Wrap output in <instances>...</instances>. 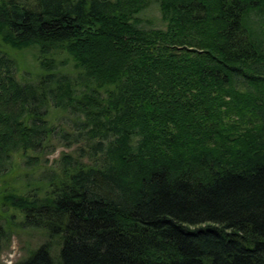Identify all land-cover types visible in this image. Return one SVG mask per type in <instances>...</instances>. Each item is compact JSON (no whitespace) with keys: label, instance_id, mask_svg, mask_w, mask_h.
Listing matches in <instances>:
<instances>
[{"label":"trees","instance_id":"obj_1","mask_svg":"<svg viewBox=\"0 0 264 264\" xmlns=\"http://www.w3.org/2000/svg\"><path fill=\"white\" fill-rule=\"evenodd\" d=\"M157 2L164 28L152 0H0V176L80 145L44 197H3L62 244L16 264H264V0ZM5 48L38 51L36 81Z\"/></svg>","mask_w":264,"mask_h":264},{"label":"rangeland","instance_id":"obj_2","mask_svg":"<svg viewBox=\"0 0 264 264\" xmlns=\"http://www.w3.org/2000/svg\"><path fill=\"white\" fill-rule=\"evenodd\" d=\"M140 20L145 28L165 27L157 0H152L151 5L140 15ZM5 54L14 65L16 64L18 80L36 81L42 74L38 51L32 49L16 52L5 48L2 49L1 55ZM71 68L70 64H65L60 69L71 73ZM49 121L56 131L63 128L77 131L79 128L70 114L55 109L51 110ZM79 146L76 143H68L65 139L62 141L52 138L40 151H20L13 155L9 171L5 176H0V264L21 262L43 245H48L52 257H59L60 240L51 239L43 229L29 226L25 214L8 206L5 199H2L9 194L44 197L45 192L41 188L47 174L60 172L63 157L77 158Z\"/></svg>","mask_w":264,"mask_h":264},{"label":"bare ground","instance_id":"obj_3","mask_svg":"<svg viewBox=\"0 0 264 264\" xmlns=\"http://www.w3.org/2000/svg\"><path fill=\"white\" fill-rule=\"evenodd\" d=\"M163 119H165V118H163ZM166 122H168L167 120H165ZM48 129V128H47ZM26 215V214H25ZM62 245V244H61ZM54 258V257H53Z\"/></svg>","mask_w":264,"mask_h":264}]
</instances>
